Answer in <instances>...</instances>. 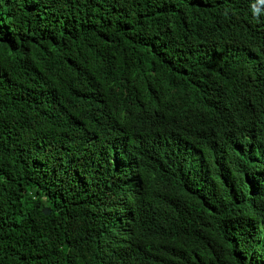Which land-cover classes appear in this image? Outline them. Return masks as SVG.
I'll return each instance as SVG.
<instances>
[{
  "label": "trees",
  "instance_id": "trees-1",
  "mask_svg": "<svg viewBox=\"0 0 264 264\" xmlns=\"http://www.w3.org/2000/svg\"><path fill=\"white\" fill-rule=\"evenodd\" d=\"M0 264H264V0H0Z\"/></svg>",
  "mask_w": 264,
  "mask_h": 264
},
{
  "label": "water",
  "instance_id": "water-1",
  "mask_svg": "<svg viewBox=\"0 0 264 264\" xmlns=\"http://www.w3.org/2000/svg\"><path fill=\"white\" fill-rule=\"evenodd\" d=\"M44 213H45V215H47V216L50 214L49 211H45Z\"/></svg>",
  "mask_w": 264,
  "mask_h": 264
}]
</instances>
